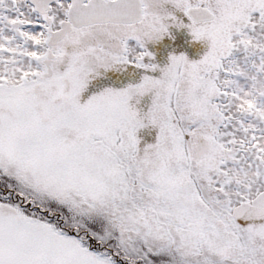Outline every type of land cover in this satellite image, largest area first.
<instances>
[{
  "label": "snow or ice",
  "instance_id": "snow-or-ice-1",
  "mask_svg": "<svg viewBox=\"0 0 264 264\" xmlns=\"http://www.w3.org/2000/svg\"><path fill=\"white\" fill-rule=\"evenodd\" d=\"M0 264H264V0H0Z\"/></svg>",
  "mask_w": 264,
  "mask_h": 264
},
{
  "label": "rangeland",
  "instance_id": "rangeland-1",
  "mask_svg": "<svg viewBox=\"0 0 264 264\" xmlns=\"http://www.w3.org/2000/svg\"><path fill=\"white\" fill-rule=\"evenodd\" d=\"M183 39H189V38L188 37H182V40ZM182 50L187 51L190 57L197 58V49L196 48L185 45Z\"/></svg>",
  "mask_w": 264,
  "mask_h": 264
}]
</instances>
